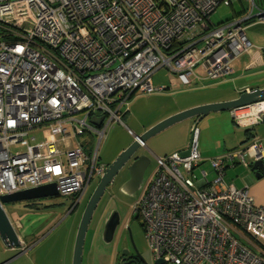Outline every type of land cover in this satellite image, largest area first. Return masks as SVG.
I'll return each mask as SVG.
<instances>
[{
	"label": "built area",
	"instance_id": "built-area-1",
	"mask_svg": "<svg viewBox=\"0 0 264 264\" xmlns=\"http://www.w3.org/2000/svg\"><path fill=\"white\" fill-rule=\"evenodd\" d=\"M234 1L0 0V195L54 183L59 196L80 202L105 172L101 143L123 122L131 96L164 89L152 82L157 70L184 84L219 80L241 55H260L245 29L264 22V0L212 22L218 6ZM230 112L252 127L264 101ZM101 116L100 126L92 122ZM198 136L196 129L189 155L159 159L135 205L153 259L264 264V204L225 180L227 167L264 157V137L210 157V180L207 170L192 174L204 161Z\"/></svg>",
	"mask_w": 264,
	"mask_h": 264
},
{
	"label": "rangeland",
	"instance_id": "rangeland-1",
	"mask_svg": "<svg viewBox=\"0 0 264 264\" xmlns=\"http://www.w3.org/2000/svg\"><path fill=\"white\" fill-rule=\"evenodd\" d=\"M243 3L249 6L248 0H235L233 6L221 4L212 14V22L214 24H220L231 19L234 13H241L243 10ZM245 32L253 46L264 48V22L248 24ZM197 72L203 73L201 68H198ZM173 77L176 79V84H171V78ZM152 78L156 87L164 86L165 88L151 94L137 93L129 100L128 114L122 117L123 122H114L108 128L106 137L101 143L100 161L102 163L107 165L113 161L124 148L129 146L134 140V134H138L143 129V124L151 123L160 116V113L166 115L164 117L166 118L181 111H177L176 109L185 105L186 99H190L188 97L192 95H202L205 97L204 93H207L211 97L218 96V90L223 84L222 79H206L204 85V80H193L191 84L177 83L179 81L178 76L174 75L165 67L157 70L152 75ZM247 79L254 80L255 84H264V74L262 73H251ZM228 88V93H234V88L231 86ZM177 105H179V107ZM211 114L215 113H210L198 124L199 150L201 151L203 147H213L215 145L217 151L222 152L223 144L225 148L236 147V145H238L236 142L237 137L234 135L231 140L226 135V133H231V119H225L222 118L221 115ZM194 120V118H190L170 126L148 140V144L154 148L155 143L164 146L175 145L180 143L179 141L183 138L188 147ZM95 140L97 141L98 138ZM224 140L225 142H223ZM22 148L23 147L19 144L12 146L11 149L18 150ZM145 152L150 156L151 162L146 168L144 179L139 189H130L128 186L124 185V180H127L128 177V173L124 168L118 175L114 184L110 185L102 196L89 227L83 255V264H124V251L131 250L135 252L134 245L149 264H156V261L152 257L144 227L141 222L142 220L141 218L138 219V213L135 211V205L145 183L154 174L159 165V160L155 154L151 151L145 150ZM208 157L210 158L211 156ZM208 157H203L205 160L199 167L194 169L192 174L200 178L202 170H207L210 180L215 177L216 172L212 168ZM236 169L238 168H235V166L228 167L226 169L225 180L229 183H235L236 186H240L246 172ZM183 172L187 176L192 175L191 173L187 174L184 169ZM99 180V176H94L83 194L78 207L71 213V205L75 203L72 196H54L4 204L6 212L10 217L13 216L15 219L27 220L28 224L35 228H39L42 225H49L47 228L48 231L44 236L34 239L35 243L33 248H35L32 249L34 252H38L39 260L42 259L41 250H45L48 243L50 245L54 244L55 255L53 258H57L58 252L60 254L61 251L65 249L68 241L69 245L74 244L83 211ZM110 210L119 211L120 224L115 231L113 239L111 241H105L101 231ZM97 225H99V229L97 234L94 235ZM130 233L132 239L130 238ZM29 242L33 244V239L29 240ZM10 252L14 253V251ZM22 256L23 254L10 264H31L30 261H28L27 255ZM1 260L2 258L0 257V261Z\"/></svg>",
	"mask_w": 264,
	"mask_h": 264
},
{
	"label": "water",
	"instance_id": "water-1",
	"mask_svg": "<svg viewBox=\"0 0 264 264\" xmlns=\"http://www.w3.org/2000/svg\"><path fill=\"white\" fill-rule=\"evenodd\" d=\"M260 49L263 50L264 54V48ZM259 101H264V87H256L250 90H245L244 92L240 93L237 98L234 99L221 102H209L186 108L160 120L159 122L147 128L141 134H135L134 140L129 144V146L124 148L116 156V158H114L113 161L106 165L104 174L100 176V180L85 206L75 236L72 264H83L86 238L95 211L107 188L110 185L114 184L121 171L125 168L128 173V180L124 183L125 186H129L134 190L139 189V187L141 186L146 168L151 162L148 153L141 152L143 148L146 151L152 152V148L150 147V145H148V140L178 122L194 118L195 120L192 125L189 145L187 148L180 151V155L187 156L190 154V146L192 143L193 134L195 130L198 129V124L203 118H205L210 113L231 111L232 109L246 106ZM103 119V116L99 118L93 117L92 122L97 126H100ZM260 123H264V113L261 114ZM249 167L255 172L257 177H262V175H264V157L256 161H251L249 163ZM54 196H59V192L56 189L54 183L38 187H29L14 193H5L0 195V242L5 247L13 249H16L22 245V240L20 239L19 234L16 232L10 220V217L6 212L4 204ZM119 224V211L110 210L107 214L102 229V237L105 241H111L113 239L115 231ZM130 238L132 239L131 233ZM134 248L142 263L149 264L146 259L138 252L135 245ZM127 251L128 250H125L124 254H126ZM13 258H15V256L9 259L1 260L0 264H8ZM162 262L163 260H157L156 264H162ZM124 264H129V262L125 261Z\"/></svg>",
	"mask_w": 264,
	"mask_h": 264
},
{
	"label": "crops",
	"instance_id": "crops-1",
	"mask_svg": "<svg viewBox=\"0 0 264 264\" xmlns=\"http://www.w3.org/2000/svg\"><path fill=\"white\" fill-rule=\"evenodd\" d=\"M233 66H234V72L230 76H228L227 78L222 79L223 84L218 90V94H217L218 96L211 97L207 93H204L205 97H203L202 95L201 96L192 95V96L188 97L190 99H186L185 105H183L181 107H179V105H177L179 108L176 110L177 111L184 110L186 108L195 106L197 104H205V103H209V102H221V101L234 99V98H237L239 96V94L244 92L245 90H250V89H253L256 87H260V88L264 87V84H255L254 80L247 79V77L250 76L251 73H262V74H264V54H260V55L258 54L257 56H251L249 54H243L234 61ZM195 80H197V81H203L204 80L203 85L206 82L205 81L206 78L200 79V78L196 77L194 79V81ZM152 82H153V78H152ZM172 83L176 84V79L174 77L171 78V84ZM177 83H182V81L179 79V81ZM230 86L232 88H234V93H228V89H229L228 87H230ZM157 87H160V86H157ZM195 100H197V101H195ZM220 113H222V114H220ZM127 114L128 113H126L124 115H127ZM162 115H163V113H160V116L157 117L151 123L143 124V129L138 134H141L147 128H149L150 126L159 122V120H161L162 118H164L166 116V115H163V116ZM211 115H221L222 118L231 119V121H232V124L230 123L231 133H226V135L231 140H232V137L235 135L237 137L236 142L238 145H236V147H234V148H230V147L225 148V145L223 144V146H222L223 151L222 152L217 151V147L215 145L213 147H203L201 151L199 150L202 158L208 157V156L213 157V156L219 155L221 153H225L229 150H234V149L241 148V147L243 148L250 143V140L254 136L264 137V123L257 124L253 128L248 129L249 131L246 132L247 129H244L242 126L238 125L234 121L230 111L217 112V113L211 114ZM200 132H201V130H200ZM181 139L182 140L179 141L180 143H177L175 145H169V146L159 145V143H155V148L150 146L152 148V153L155 154L159 160V159H162V158H164V157H166V156H168L174 152H180L181 150L187 148V143L185 142V140H183V138H181ZM223 142H225V140ZM216 145H219V144H216ZM141 152L146 153L144 149H142ZM203 159L205 160V158H203ZM238 164H237L238 166L235 165V168H238L236 170H243L246 172V175H245L244 180L241 183V185L237 186V187H239V188L247 187L250 191V194L254 197L256 203L264 204V175H262V177L259 178L256 176L255 172L249 167V165L243 166L240 163H238ZM229 167H234V166H229ZM233 184H235V183H233ZM129 188L132 189L131 187H129ZM10 220H11L16 232L19 234L20 239L22 240V245L16 249H13V248L5 247L0 242V257L2 258V260L6 259V257L8 256V253H10V251H16L17 250V251H19V253L15 256V258H13L10 261V263L13 262L20 255L23 254V256L27 255L28 261H30L31 264H72L74 244L69 245V241L66 243L65 249L63 251H61L60 254L58 252L57 258H53L55 255L54 244L50 245L48 243L46 245L45 250H41V252H40L42 255L41 260L38 259V252L33 251V249L35 248V247L33 248L34 243H35L34 239L40 238L41 236H44L48 231L47 228L49 225L48 226L42 225L39 228H35L32 225H29L27 220L24 221V220L19 219V218L15 219L13 216L10 217ZM98 229H99V225H97L96 230L94 231V235L97 234ZM101 233H102V231H101ZM32 239H33V244L31 242H29V240H32ZM84 250H85V248H84Z\"/></svg>",
	"mask_w": 264,
	"mask_h": 264
},
{
	"label": "trees",
	"instance_id": "trees-1",
	"mask_svg": "<svg viewBox=\"0 0 264 264\" xmlns=\"http://www.w3.org/2000/svg\"><path fill=\"white\" fill-rule=\"evenodd\" d=\"M243 5H244V3H243ZM245 6V5H244ZM234 16H236L235 15V13H234ZM234 16L232 17V18H234ZM135 94H137V93H135ZM135 94H133L132 96H131V99H132V97L135 95ZM126 113H128V111H126V112H124L123 113V116H125L124 114H126ZM122 116V117H123ZM123 119V118H122ZM257 125V124H256ZM256 125H254V126H256ZM254 126H252V127H247V128H244V129H247L246 130V132L247 131H249L248 129H251V128H253ZM256 137H260V136H254L251 140H250V143L256 138ZM92 140V139H91ZM249 143V144H250ZM248 144V145H249ZM246 147V146H245ZM242 148V147H241ZM74 199V201H75V203H73L72 205H71V208H70V211L71 210H75L77 207H78V205H79V202L77 203L76 202V197L75 198H73ZM140 218V216L138 215V219ZM142 222V221H141ZM142 225H143V223H142ZM144 227V226H143ZM19 253V251H14V253L13 252H10V253H8V256L6 257V259H9V258H12V257H14V256H16L17 254Z\"/></svg>",
	"mask_w": 264,
	"mask_h": 264
},
{
	"label": "flooded vegetation",
	"instance_id": "flooded-vegetation-1",
	"mask_svg": "<svg viewBox=\"0 0 264 264\" xmlns=\"http://www.w3.org/2000/svg\"><path fill=\"white\" fill-rule=\"evenodd\" d=\"M261 54H263V50H261ZM127 180H128V177H127ZM127 180H124V183ZM73 211H74V209L71 210L70 213ZM124 260L126 262H129V264H143L141 259L138 257V255L135 252H132L131 250L127 251V253L125 254Z\"/></svg>",
	"mask_w": 264,
	"mask_h": 264
}]
</instances>
